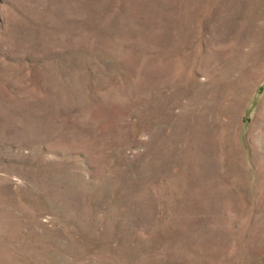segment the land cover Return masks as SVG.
<instances>
[{
	"label": "rangeland",
	"instance_id": "obj_1",
	"mask_svg": "<svg viewBox=\"0 0 264 264\" xmlns=\"http://www.w3.org/2000/svg\"><path fill=\"white\" fill-rule=\"evenodd\" d=\"M0 264H264V0H0Z\"/></svg>",
	"mask_w": 264,
	"mask_h": 264
}]
</instances>
